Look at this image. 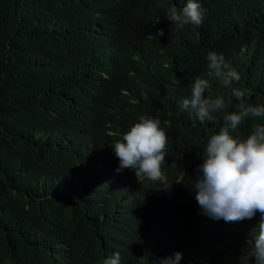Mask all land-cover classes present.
<instances>
[{"label":"trees","instance_id":"obj_1","mask_svg":"<svg viewBox=\"0 0 264 264\" xmlns=\"http://www.w3.org/2000/svg\"><path fill=\"white\" fill-rule=\"evenodd\" d=\"M197 2L202 24L177 30L166 13L187 0H0V264H103L116 252L120 264L175 252L179 264H238L250 250L259 213L214 220L187 186L225 113L200 123L181 105L196 75L229 100L207 75L208 51L264 104V0ZM143 115L168 137L169 190L116 172L110 145Z\"/></svg>","mask_w":264,"mask_h":264},{"label":"clouds","instance_id":"obj_2","mask_svg":"<svg viewBox=\"0 0 264 264\" xmlns=\"http://www.w3.org/2000/svg\"><path fill=\"white\" fill-rule=\"evenodd\" d=\"M204 10L197 0H187L177 11L170 8L166 18L177 30L187 25L200 26ZM157 30L149 38L163 36ZM209 77L229 91V100L208 93L210 81L201 75L190 77V95L182 100V108L195 114L200 123L214 119L213 113L224 112L219 131L210 136L200 156L202 163L195 170V179L187 178V186L195 192V200L202 213L214 220L240 222L251 220L259 213L256 226L250 231L249 251L237 257L238 264H264V122H256L249 133L233 137L231 134L245 120L264 118V104L251 103L248 94L236 87L240 76L225 60L222 53L208 51L205 57ZM235 98L234 110L226 111ZM161 121L149 115L140 116L122 139L110 146L119 164L117 173L134 171L136 178L146 177L157 190H169V183L161 168L167 156L168 137ZM127 189V188H125ZM180 252L157 261V264H179ZM103 264H120V253H113Z\"/></svg>","mask_w":264,"mask_h":264}]
</instances>
